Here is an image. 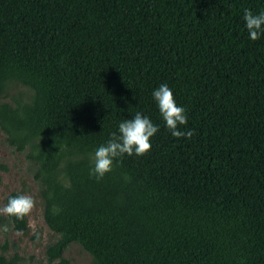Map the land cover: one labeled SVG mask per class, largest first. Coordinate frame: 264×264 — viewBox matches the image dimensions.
<instances>
[{
  "label": "trees",
  "instance_id": "obj_1",
  "mask_svg": "<svg viewBox=\"0 0 264 264\" xmlns=\"http://www.w3.org/2000/svg\"><path fill=\"white\" fill-rule=\"evenodd\" d=\"M245 9L264 0H0V129L61 235L50 264L74 241L95 264H264V31L250 39ZM16 84L29 99L2 101ZM161 84L191 139L166 127ZM137 112L158 126L151 150L98 181L96 149Z\"/></svg>",
  "mask_w": 264,
  "mask_h": 264
},
{
  "label": "rangeland",
  "instance_id": "obj_2",
  "mask_svg": "<svg viewBox=\"0 0 264 264\" xmlns=\"http://www.w3.org/2000/svg\"><path fill=\"white\" fill-rule=\"evenodd\" d=\"M31 92L20 84L13 85L1 100L14 103V99L28 100ZM35 166L27 156V152L16 150L7 141L6 134L0 129V208L6 205V198L14 191L31 195L35 199V207L28 221L35 222V229L29 226L28 231L19 232L13 229L7 215L0 214V253L2 245L8 243L7 256L18 255L21 264H50L47 259V247L61 238L51 230L43 213V201L40 196L39 183L34 178ZM7 229V231H5ZM36 232L39 233L37 238ZM64 256L71 264H95L92 255L79 243L67 245Z\"/></svg>",
  "mask_w": 264,
  "mask_h": 264
},
{
  "label": "clouds",
  "instance_id": "obj_3",
  "mask_svg": "<svg viewBox=\"0 0 264 264\" xmlns=\"http://www.w3.org/2000/svg\"><path fill=\"white\" fill-rule=\"evenodd\" d=\"M243 19L250 39L253 41L259 39L261 32L264 31L262 29L264 12L254 14L251 10L245 9ZM152 95L158 104L161 116L166 122V127L171 131L173 137L191 139L194 135L193 130H180V126L186 125L188 120L185 108L177 104L172 89L167 84H161L153 91ZM158 130V126L140 112H137L134 118L121 122L119 135L113 132L107 144L96 149L93 157L94 167L91 169L90 175L99 181L113 170L114 162L125 154L129 156L146 155L152 147L150 138ZM35 203V199L31 195L10 196L7 204L0 208V214L14 216L23 221L25 217L31 215ZM29 226L35 229V222L30 221ZM35 234L39 238V233L36 232Z\"/></svg>",
  "mask_w": 264,
  "mask_h": 264
}]
</instances>
